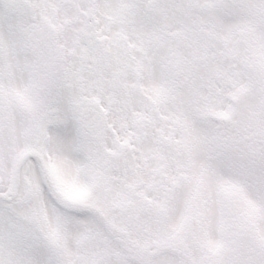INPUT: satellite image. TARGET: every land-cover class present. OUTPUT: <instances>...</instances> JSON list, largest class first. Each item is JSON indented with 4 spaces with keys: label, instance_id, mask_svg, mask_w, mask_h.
Returning a JSON list of instances; mask_svg holds the SVG:
<instances>
[{
    "label": "snow or ice",
    "instance_id": "snow-or-ice-1",
    "mask_svg": "<svg viewBox=\"0 0 264 264\" xmlns=\"http://www.w3.org/2000/svg\"><path fill=\"white\" fill-rule=\"evenodd\" d=\"M0 264H264V0H0Z\"/></svg>",
    "mask_w": 264,
    "mask_h": 264
}]
</instances>
